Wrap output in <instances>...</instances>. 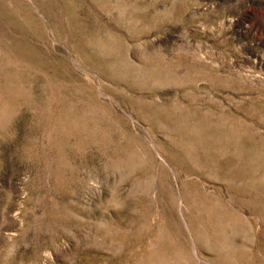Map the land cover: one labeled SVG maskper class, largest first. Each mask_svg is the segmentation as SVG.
Wrapping results in <instances>:
<instances>
[{
	"label": "rangeland",
	"instance_id": "374dc122",
	"mask_svg": "<svg viewBox=\"0 0 264 264\" xmlns=\"http://www.w3.org/2000/svg\"><path fill=\"white\" fill-rule=\"evenodd\" d=\"M0 264H264V0H0Z\"/></svg>",
	"mask_w": 264,
	"mask_h": 264
}]
</instances>
